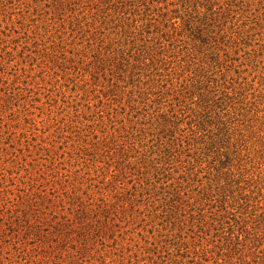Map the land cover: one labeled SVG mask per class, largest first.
Listing matches in <instances>:
<instances>
[{"label":"rangeland","instance_id":"374dc122","mask_svg":"<svg viewBox=\"0 0 264 264\" xmlns=\"http://www.w3.org/2000/svg\"><path fill=\"white\" fill-rule=\"evenodd\" d=\"M0 264H264V0H0Z\"/></svg>","mask_w":264,"mask_h":264}]
</instances>
